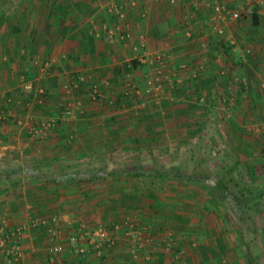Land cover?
<instances>
[{"label":"crops","instance_id":"crops-1","mask_svg":"<svg viewBox=\"0 0 264 264\" xmlns=\"http://www.w3.org/2000/svg\"><path fill=\"white\" fill-rule=\"evenodd\" d=\"M28 2L11 16L0 17V167L36 168L50 177L77 171L84 174L77 170L82 162L96 164V156L125 154L131 152L130 147L139 153L147 144L156 143L157 136L166 133L162 130L166 119L176 125L185 117L193 121V106L199 104L200 97L207 107L201 121L209 119L214 107L225 110L223 125L227 132L221 137L233 140L230 168L235 169L233 177L240 186H232L237 191L244 189L245 205L223 204L197 184L186 186L188 245L191 251L197 250L199 264H264V69H257L254 63L246 76H239L236 67L227 64L222 47L229 44L240 60V42L233 28L239 22L246 23L252 29L246 52L264 61L259 54L264 50V7L255 8L258 26L253 16L225 23L227 33L236 39V45H232L213 29L217 9L226 5L236 10L245 5V0H229L232 6L225 0H176L175 4L171 0ZM110 31L114 32L112 38ZM187 31L191 37L186 36ZM126 32L133 34L132 41L122 38ZM139 33L146 35L152 51L169 57L171 71L177 73L173 88L164 81L160 95L155 91L145 97L150 84L157 85L158 77L153 65L137 60L140 52L134 45ZM200 79L203 86L195 87ZM93 86L100 88V98H94ZM77 104L81 112L73 118H63L61 112L66 106ZM186 108L189 113L180 115L179 110ZM50 119L61 124L42 138L45 140L37 142L38 146L31 127ZM149 123L154 134L147 130ZM62 125L68 127L63 136ZM37 159L47 166L36 167ZM63 165H70L71 171L63 170ZM53 169L58 171L54 174ZM33 179L36 182L29 200L24 192V197L10 202L12 208H17L13 214L10 212V229L29 224L34 216L50 218L51 210L61 204L64 209L61 221L28 230L20 241L23 258L19 264H151L153 259H146V252L163 238L164 227H176L169 217L172 214H167L168 218L165 214H145V207H137L147 195V190L142 192L138 187L142 178L57 184ZM41 186L43 191H39ZM155 193L161 202L170 205L168 208L176 209L166 194ZM132 194L138 196L136 203H123ZM109 199L113 205L106 206ZM92 206L100 214L89 213ZM129 208L136 214H128ZM231 214L246 216L256 225L262 217L263 224L251 230L250 238L244 237V228H236L235 241L231 242L226 220ZM127 218L134 220L138 228L149 230L154 241L153 246L142 242L145 248L138 258L131 253V241L123 237L103 258L94 251L83 256L73 252L70 237L79 232L81 224L112 229ZM93 219L98 221L92 223ZM54 245L61 247L60 254L50 253ZM159 251L157 264H174L172 255L163 248ZM180 251L181 248L175 250ZM188 255L186 263L195 264L194 256Z\"/></svg>","mask_w":264,"mask_h":264},{"label":"rangeland","instance_id":"rangeland-1","mask_svg":"<svg viewBox=\"0 0 264 264\" xmlns=\"http://www.w3.org/2000/svg\"><path fill=\"white\" fill-rule=\"evenodd\" d=\"M225 1H227L228 5L230 6L233 5L232 2H229V0H225ZM27 2L28 0H0V17L6 16V15L11 16L17 10H20V8H22V5ZM234 26L235 27L233 28V32L236 34L240 42L241 51L238 54L240 55L241 60L244 63L243 67L235 66L236 72L238 73L239 76H246L245 74L250 72L249 71L250 67L255 66L254 63H257V66H256L257 69L259 68L260 70H263L264 69L263 59L261 60V59H256L255 57H253V60H250V57H252L253 55L248 54L245 49L246 46L250 43L247 36L250 35V31H252V29L247 27L246 23L241 24L239 22L238 24ZM7 28H9L8 25H7ZM0 33H1V30H0ZM263 40L264 38L261 39L262 44H264ZM259 54H261L264 57V50L263 49L259 50ZM227 64L231 66L230 65L231 63L227 62ZM147 95L149 94L146 91L145 97H148ZM194 100H197V98H195ZM198 102L199 104H196L197 107H195L196 112H194L197 117L195 116L192 118L194 122L191 120L190 121L186 120L187 117L183 119L185 121L177 122V125H176V122L171 123V120L169 119L164 120L166 121V123L162 125L163 127L162 130L166 133L163 135L159 134L158 135L159 137L157 136L158 140L156 143L147 144L146 147L143 150H141L139 153L133 152V151H136V149L130 147L131 152L129 151L128 153H125V154L110 155L108 158H106L105 156L101 154L99 156H96V159L99 160L96 164L95 163L91 164L90 162L85 161L81 163V165L83 166L85 165V166L84 167L82 166L81 168L79 167L77 168V170H80L85 173H91L93 171H104L114 176L115 174L124 173L126 170H129L131 168L132 169L133 168H136V169H146L147 168L148 169V168H152L156 166L157 169L161 171H171L172 169H174L176 171H181L183 173H188L190 175H193L198 172L216 173V174L224 175L227 169L230 168V163H232L234 159V156L231 155L232 146L234 145L233 140L228 138V136H226L227 138L221 137V135L223 134L225 135V132H227V130L225 131V128L223 125L224 124L223 120L225 118L222 112L225 110L219 107L217 108L214 107L212 108L210 112L211 116L207 117L209 119H207L206 121L204 120L201 121L202 119L205 118L203 114L207 111V107L203 105L204 103H202L200 99L198 100ZM76 106H78V104L75 106L73 105V109H75ZM192 109L190 110L191 112H192ZM197 118H199L201 123L198 122ZM0 125H3V124L0 123ZM172 131L175 133L170 134ZM193 132H196V133H193ZM167 133H169V135H166ZM72 136H74L72 141L73 140L75 141V134ZM34 139L37 145H38L37 142L39 141L42 142V140H45L42 138L38 139L37 137H35ZM38 146H40V144ZM226 148H229L228 150H226V153L221 152L223 151V149H226ZM34 163H36V167L37 166L40 167L43 165L47 166V163L40 161V159L35 160ZM63 166L64 167L62 168L66 172L71 171L70 165H63ZM0 170H1L0 172H4V171L10 170V168L8 169V168H4L1 166ZM55 171H58V170L53 169L54 174L56 173ZM33 178H34L33 176L25 175L20 178H16L15 180H13V182H10L7 184L0 181V197L3 198V201L0 202V215L3 212H5V214L3 213L0 216V218H6L9 224L8 226L9 229L11 227L10 220H13L12 217L9 215L13 214L17 209L15 207L12 208L13 203H10V202L13 201L14 199L17 200V199H20L21 197H24V192H26V196H27L26 199L29 200L28 195L31 189L33 188L32 184L36 182V180ZM122 178L124 179L126 178V176H120L116 178L110 177V178H107V180H103L100 182L102 183H107L110 181L115 182L117 180L120 181ZM108 179L110 181H108ZM32 180H35V181H32ZM140 180L142 181H139L140 182L139 186L138 185L137 186L140 188L142 192L149 190V189L150 190L153 189L158 193L166 194L164 196L167 198L168 202L174 201L175 203L174 205L177 211L187 216L188 206L186 202L187 199L185 197L186 190H187L186 185L178 183L176 181H161L158 179L142 178ZM174 194H176V196H174ZM177 194L180 197H178ZM30 201H31V198H30ZM105 202L107 203L106 206L113 205V202H111V199L106 200ZM52 204H54V202ZM165 205L166 207L170 206L168 204H165ZM19 206H20L19 208H21V206L23 205H19ZM95 208L96 207L92 206L90 208V210L92 211L89 210V213L100 214L99 213L100 210L98 211V209H95ZM4 209H8V210L5 211ZM26 209H27L26 211H28V207H26ZM53 209L51 210V214H53L52 216L57 215L59 217H62L61 214L64 209V206H62V204L59 205L58 209L57 208L56 209L53 208ZM31 211L32 209L30 210V212ZM6 212L9 217H7ZM127 212H129L128 214H136L133 210H130V208L128 209ZM231 215H232L231 217H228L226 219L227 225L231 230L230 235H228L229 238L231 239V242L235 241L234 240L235 236L233 233L235 232L236 228H244V231L246 230L244 237L250 238V236L253 237V235L251 234V230L254 227H258V226L260 227L263 224L262 217L257 220L258 223L256 225L254 223L256 221L250 218H247L246 216H243L241 218L237 216L236 214H231ZM94 220L95 219H93L92 223L98 221V220H95V221ZM186 223L187 224H185L183 227L176 222L175 228L169 227V226H166L163 228L165 231V234L171 232L176 237V244L171 248V251L167 253H169L168 255L173 256L174 264H187L188 263L187 258L189 257L188 255L189 253H191L194 256V259H195L194 263L199 264L197 250L195 252L191 251L188 245V236H189L188 235V222ZM177 248H181V251L179 253L175 252ZM155 257L156 256L154 255L153 262H156V260H158V258H155ZM153 262L151 264H153ZM146 264H149V263H146Z\"/></svg>","mask_w":264,"mask_h":264},{"label":"built area","instance_id":"built-area-1","mask_svg":"<svg viewBox=\"0 0 264 264\" xmlns=\"http://www.w3.org/2000/svg\"><path fill=\"white\" fill-rule=\"evenodd\" d=\"M171 3L175 4L176 0H171ZM257 6L264 7V0H245V5L236 10H231L226 5L220 6L217 9L219 14L215 17L216 24L213 27L214 31L221 39L225 38L227 42L236 45V39L234 36L227 33L225 23H227V21H237L242 18L253 16ZM113 35L114 32L110 31V38H112ZM186 36L191 37V32L187 31ZM122 38L132 41L133 34L131 32H126L122 35ZM134 49L140 52V55L137 57L139 62L149 63L156 68L158 77L157 85L153 83L150 84L147 93L152 94L157 91L159 95L162 94L164 91V81L169 82L170 87L173 88V81L174 78L177 77V73L171 71L168 61L169 57L163 52L152 51L149 48L148 39L143 33L137 35ZM237 81L240 80L238 79ZM92 93L95 99L102 96V92L98 86H93ZM138 95L144 98V94L139 92ZM79 112H81L80 105L76 106L75 109H73V106H66L61 114L63 118H73ZM56 126L57 120L50 119L32 126L30 133L32 137L47 138L49 133L55 129ZM59 221H61V217L57 215L50 218L34 216L30 218L29 224L21 225L12 230L8 228L9 224L6 218H0V256H2L0 257V264H19L20 260L23 258V250L20 241L30 228L49 226L52 222L56 223ZM52 232V235L55 236L56 232ZM122 237L131 241V253L134 258H138L141 253L140 251L144 250L145 245L142 244L143 241L147 242L150 246L154 244L149 230L138 228L136 222L128 218L114 224L112 230L103 226L88 227L81 224L79 232L70 237V242L72 244V250L76 255L83 256L90 251H94L97 257L103 258L108 252L116 248L119 243L118 241ZM175 244V235L171 232L166 233L157 244L155 243L151 250L146 252L145 258L152 260L153 256H156L160 252L159 248H163L166 252H170ZM49 251L52 255H58L61 253V247L59 245H54Z\"/></svg>","mask_w":264,"mask_h":264},{"label":"trees","instance_id":"trees-1","mask_svg":"<svg viewBox=\"0 0 264 264\" xmlns=\"http://www.w3.org/2000/svg\"><path fill=\"white\" fill-rule=\"evenodd\" d=\"M41 2L43 0H40ZM254 19V24L256 26L259 25V20H258V15L256 12L253 15ZM5 20V18H3ZM222 47L225 50L227 61L231 63L230 65L233 66H244L243 61L240 59H236L232 52V47L229 44H223ZM250 60H253L252 57H250ZM136 65L137 62H134ZM199 84H195V87H202L203 82L200 79L198 81ZM179 93L176 91L175 94ZM198 93V92H197ZM200 99V97H199ZM198 99V100H199ZM192 107V106H191ZM197 107V105H194L193 108ZM64 111V110H63ZM180 115H185L188 114L187 108L186 109H181L179 110ZM60 125L61 122H58L57 120V125ZM57 127V126H56ZM158 128V127H157ZM147 130L149 131L150 134H154V127L152 124L147 125ZM68 131V127L62 125V136ZM234 168H229L226 171V174H216V173H204V172H198L193 175H190L188 173H183L181 171H176L172 169L171 171H161L158 170L157 167L153 168H148V169H129L126 170L124 173L120 174H115L114 176L108 174L107 172L104 171H93L91 173H84L81 174L80 172L76 173H63L60 176L57 177H50L47 176L38 169H29V168H15L12 170L0 172V181L4 183H9L12 180L16 178H20L25 175H30L35 178H37L38 181L41 183H48V182H54V183H59V182H70V181H76V182H93V181H99V180H104L110 177H120V176H126V177H131V178H147V179H158L161 181H176L178 183L184 184L188 186L191 183L197 184L201 186L202 188L206 189L209 191V193L216 199V201H219L223 204H227L229 202H233L236 205H245V192L244 189H240L237 191L233 186H240L238 182H236L235 178L233 177L234 175ZM233 185V186H232ZM44 186L39 187V191H43ZM240 192V193H238ZM146 199V200H145ZM145 199H142L141 203L137 205V207L140 208V206L145 207L147 213L145 214H165L164 216H167V214H172L169 216L171 219H173L175 222H177L179 225L182 227L187 224L188 218L187 216L183 215L180 212H177V209H171L166 207V205L161 202L157 196L156 193L153 189L147 190V195ZM138 200L137 194H132L129 196H126V198L123 201V203L128 204H134ZM128 205V207H130ZM166 207V208H165ZM116 224V223H115ZM114 226V225H113ZM112 230V229H110ZM204 258L207 259L208 255L206 252H203ZM213 254V253H212ZM158 257H160V254H157Z\"/></svg>","mask_w":264,"mask_h":264}]
</instances>
